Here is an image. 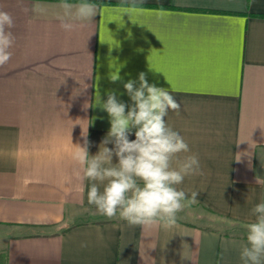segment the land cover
<instances>
[{
	"label": "crops",
	"instance_id": "1",
	"mask_svg": "<svg viewBox=\"0 0 264 264\" xmlns=\"http://www.w3.org/2000/svg\"><path fill=\"white\" fill-rule=\"evenodd\" d=\"M37 2L47 15L0 0L15 22L0 67V264H242L264 198V0H91L99 14L71 32L60 0L23 5ZM141 72L181 103L165 119L201 165L178 186L197 203L170 230L98 214L72 175L70 135L83 143L88 126L95 155L111 126L102 103L112 91L131 105L124 83Z\"/></svg>",
	"mask_w": 264,
	"mask_h": 264
},
{
	"label": "clouds",
	"instance_id": "2",
	"mask_svg": "<svg viewBox=\"0 0 264 264\" xmlns=\"http://www.w3.org/2000/svg\"><path fill=\"white\" fill-rule=\"evenodd\" d=\"M137 2L130 0L132 6ZM19 6L25 13L49 12L48 5L38 2L29 9L19 0ZM54 7L59 9L55 18L66 32L92 23L99 14L98 5L91 0H60ZM14 27L12 15L0 10V67L13 55ZM111 79L115 82L120 77L116 74ZM138 81V86L135 80L124 83L131 105L118 100L112 91L102 103L111 126L95 155L89 154L88 126L82 129L83 143H73L70 135L72 175L81 184L90 182L87 201L98 214L122 219L142 232L153 228L170 230L177 226V214L197 203L199 191L189 193L178 186L186 177L201 175V165L197 155H181L189 153V145L165 119L169 111L179 114L181 103L168 90L149 84L145 73H139ZM133 131L135 139L130 140ZM109 144L113 147L109 148ZM113 157L118 162L114 163ZM256 183L264 185V179L256 177ZM250 215L254 219L246 224V242L238 245L240 260L242 264H264V198Z\"/></svg>",
	"mask_w": 264,
	"mask_h": 264
}]
</instances>
